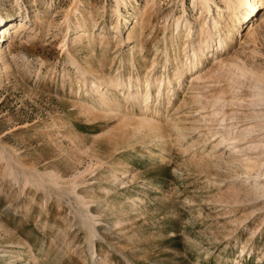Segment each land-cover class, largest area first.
Listing matches in <instances>:
<instances>
[{
	"label": "rangeland",
	"instance_id": "374dc122",
	"mask_svg": "<svg viewBox=\"0 0 264 264\" xmlns=\"http://www.w3.org/2000/svg\"><path fill=\"white\" fill-rule=\"evenodd\" d=\"M124 1L118 17L115 0H22L23 12L19 1L0 0L3 20L28 27L1 37L11 25H0V256L9 252L0 264H264V199L234 197L244 176L220 138L255 125L253 111L249 102L233 100L227 79L210 78L216 48L206 49L204 70L193 77L201 82L189 90L195 72L185 70L178 93L170 100L166 90L155 104L159 117L152 116L166 128L164 137H134L117 115L105 118L98 103L96 112H85V88L73 65L110 80L123 76L142 93L148 73L173 77L188 28L195 37L189 46H196L212 18L227 15L225 2L213 0L209 15L193 0ZM248 17L216 57L264 71V6ZM179 30L182 41L175 38ZM91 76V82L98 77ZM104 89L123 99L117 88ZM196 95L222 102L202 113ZM129 100L123 108L140 116L142 102ZM259 130L257 141L264 139ZM50 171L68 187L78 184L95 217L92 232L69 198L45 192L37 174Z\"/></svg>",
	"mask_w": 264,
	"mask_h": 264
},
{
	"label": "bare ground",
	"instance_id": "6f19581e",
	"mask_svg": "<svg viewBox=\"0 0 264 264\" xmlns=\"http://www.w3.org/2000/svg\"><path fill=\"white\" fill-rule=\"evenodd\" d=\"M15 1L20 2V3H16L15 5L16 7L18 5L20 7L23 5L22 4L23 2H21L22 0H15ZM115 1L117 4L116 14L118 15V17H123L124 14L121 12L120 8L122 4L126 5L127 3L124 0H115ZM223 1L226 4L227 15H220L217 18L216 17L212 18L213 24L208 25L207 29L204 30L202 29L201 32L197 34V38L195 40L198 43L196 46H189L190 41H193L195 38L194 35L191 34L192 32L191 28H188L187 30L186 40L184 41L182 48H179L180 45L177 44L178 48L180 49L179 51L181 50L183 51V57L179 56L176 58V66L181 65V67L180 69L178 68V70H176L175 73H173L174 74L173 77L168 76V78H166L164 76L159 77L157 75H156L157 77H155V75L152 74L151 72L148 73L144 79V82L146 83L145 84L146 89L142 93H140V90L138 89L139 87L137 88L138 90H136L137 92L134 90L135 85L131 81L129 83L124 82L123 76H118L117 79L110 80L106 78L105 74L100 75L98 73L99 71L95 72V70H91V73L87 74V70L83 66L79 65L76 61H73L74 62L73 65L76 66L77 74L80 78L79 79L80 80L79 83H81L80 86L82 87V89L85 88L86 94L85 96H83L82 99L83 101H81L82 108L84 109L85 112H87L88 114L96 112L97 107L95 106V104L98 103L99 108L101 106L100 110L102 111V114H104V117L105 116L111 117L113 116V114L117 115V117H119L121 120L122 127L128 128V131L130 127L133 128V132L135 135L134 137L139 135L142 136V133L144 134V132L145 133L149 132V134H153L154 136L157 137H164L166 128L163 126V124L156 121L154 119V116H152V114L156 116L158 115L157 114L158 110L157 107H155V104L161 103L162 99L159 100V98L165 95L166 90H168V93H166L167 99L170 98V100L172 99L173 96L176 95V93H178L177 90H180L181 86L184 84V80L179 81L183 76L182 75L183 71L185 70H189L191 72L194 71L195 73L191 75V78H193L197 74H200L201 71L204 70L205 60L209 59L208 58L209 53L205 52L206 49L215 47L216 52L212 55V58L214 59V63L216 64V66L211 68L212 70L210 71L209 74L210 78L217 77L219 79H227L231 86L230 88L231 90L229 89V92L231 93V95L232 94L234 95L233 100L235 99L240 100V102H244V103L249 102L248 105L250 108H252L253 111L252 112L253 115L249 116V118L250 120L255 121V125L250 124V126L243 128V130L241 129L242 131L239 130L236 132L235 128H231L230 132L225 131L220 136L221 141L223 143H228L227 146H229V150H230L229 159L231 160V162L237 163L239 165L242 171V175L244 176L243 177L244 179L242 178L243 180L241 179L240 183L238 184L240 188L234 194V197L239 200V197H241V193H244L245 200L258 201L259 199L262 198L264 199V139L263 140L260 139V141H257V138H259V136L261 135V134L259 135L257 134L258 133L257 130L259 128H260L259 131L262 132V135H264V71H262L263 69H259L254 65L248 67L246 65L247 63L245 64L240 61L237 62L236 60L232 62L230 61L231 63H229L227 61L222 60L220 57H216V55L219 52L226 51L227 49L230 48L232 42L234 41L235 33L239 29H241V27L244 25L243 19L246 17V15H249L248 17L249 19L255 16L257 10L264 6V0H223ZM212 2L213 0H193V3L195 5L197 6L200 5L201 7H203V9H206L209 15L212 14V7H211ZM20 10L23 12L24 7H21ZM66 17H68V14L66 15ZM26 18H29V16H27ZM124 18L126 19V17ZM9 21L10 22L7 23V20H3V17L0 13V25L5 23L4 26L3 25L1 26V30L11 25L6 31L2 33L1 37H3L5 33H7V31H9L8 34L13 33V35H15L16 37L17 34L19 33V29L23 30L26 28V25L21 24L14 26V21L13 22L12 20ZM208 21L206 22L207 24H209ZM118 23L120 22L118 21ZM95 25L96 24L94 23L93 26ZM179 25L180 23L177 22L176 23L177 28ZM82 28L88 31L90 30L89 27H87L86 25H84V27ZM213 28H218V32L216 35L212 34ZM225 30L227 33L224 32ZM180 32L181 31L179 30V32L175 36V38L178 39V41L183 40L181 38L182 34ZM67 36L68 33L66 37ZM5 40H7L6 36L3 39V41ZM6 42H4V44ZM9 51L12 54L14 50L12 51L9 48ZM65 52H69L68 43L65 45ZM70 58L71 56L69 57V59ZM155 64L156 63H154L153 67H157V65ZM88 75L90 76L92 75L91 76L92 78L94 75L98 77L95 78V81L91 82L89 81L90 78H88ZM203 79L204 77L202 76L193 78V81L190 83L188 89L189 90L193 89L195 84L201 82ZM97 80L99 81L98 83L95 84ZM142 82H143L142 78L138 77L136 80L137 85L139 86V84ZM175 82H177V85H175ZM108 86L117 88L118 89L116 90L117 93H120L119 95L123 96V99L121 98L122 99L121 100L119 96L118 98L110 96L111 95L110 92L105 91L104 89L105 87ZM245 89H247V91ZM155 90H156V97H155ZM245 91L247 92L245 97H248L250 101L249 100L247 101L246 98H244L243 93ZM88 99H90L92 103H88L87 101ZM129 99H132L133 102H137V101L142 102V105L144 106L145 110L141 108V111L142 110L143 111L140 116L136 115L138 111L136 109L134 110V108H128V107L123 108L124 104L130 101ZM220 99H221L220 97L215 95L212 96L196 95L193 97V103H195L198 110H200L202 113H206L209 108L211 109V107H215L219 105V102L220 101L222 102V100ZM153 100L155 101L154 105H153ZM170 100H168V104L172 102ZM221 106H225V105L222 104ZM153 108H155V110H153V112L151 113V109ZM257 127L258 129L256 130ZM174 129L178 130V128L176 129V127ZM124 134L122 133L123 136ZM149 134L147 133L148 136ZM216 145L218 147L220 143L218 142ZM237 175L238 176L235 177L238 180L240 174ZM37 176L42 179V185L45 186L46 193L49 194L50 193L49 191H51L56 193L57 196H60L63 199L69 198L68 203L72 205V213L79 215L80 220L83 226L85 227L84 229L87 232L89 231L90 233V231L92 232V230L95 229V226L93 227L92 225V222L94 221L95 217L92 215L90 211L89 202L86 201L85 197H81L80 194L78 193L79 191L78 184L74 183L71 187H68L69 185L67 184L65 179L61 175L55 173V171H50L49 173L47 172V174L39 172ZM247 185L249 186V188L246 187ZM49 187H54V188L51 189ZM245 200L243 203L246 202ZM254 212L256 211L254 210ZM247 219L248 216L246 217L244 216V218L240 220L239 224L241 225L242 223L247 221ZM89 237L87 238L88 240ZM11 244L15 245L16 243L12 242ZM244 251L245 249H243V252ZM1 253H2V256H0L1 258H5L9 256L8 255L9 252L6 251V249H3ZM91 257L90 258L92 260L97 259V255H93ZM98 260L100 259L98 258ZM128 261L129 263L132 262L130 260ZM236 264H239L238 260L236 261Z\"/></svg>",
	"mask_w": 264,
	"mask_h": 264
}]
</instances>
